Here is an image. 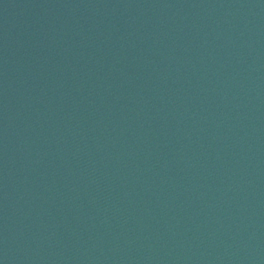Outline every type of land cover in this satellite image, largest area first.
I'll return each mask as SVG.
<instances>
[{
  "label": "water",
  "instance_id": "95a60500",
  "mask_svg": "<svg viewBox=\"0 0 264 264\" xmlns=\"http://www.w3.org/2000/svg\"><path fill=\"white\" fill-rule=\"evenodd\" d=\"M0 264H264V0H0Z\"/></svg>",
  "mask_w": 264,
  "mask_h": 264
}]
</instances>
